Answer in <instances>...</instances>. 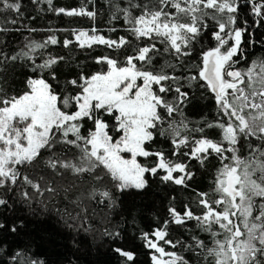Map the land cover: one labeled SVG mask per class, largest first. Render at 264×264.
<instances>
[{
    "label": "snow or ice",
    "instance_id": "obj_1",
    "mask_svg": "<svg viewBox=\"0 0 264 264\" xmlns=\"http://www.w3.org/2000/svg\"><path fill=\"white\" fill-rule=\"evenodd\" d=\"M30 2L93 24L45 29L37 40L23 0H0V264H49L21 241L31 236L30 217L49 212L46 195L63 192L73 210L57 208L60 222L90 232L98 207L107 220L120 195L143 192L152 178L191 188L194 199L170 205L150 230L133 218L131 235L150 264H264V58L246 55L264 45L256 38L264 0H104L106 30L96 26V0L78 8ZM21 31L23 44H10ZM206 36L214 46L205 47ZM96 48L104 51L91 56ZM197 90L214 101L212 119L186 114ZM213 160L207 190L192 188V162L205 169ZM83 184L87 194L70 199ZM103 235L120 244L110 249L116 264H137V252L121 243L122 224L106 223Z\"/></svg>",
    "mask_w": 264,
    "mask_h": 264
},
{
    "label": "trees",
    "instance_id": "obj_2",
    "mask_svg": "<svg viewBox=\"0 0 264 264\" xmlns=\"http://www.w3.org/2000/svg\"><path fill=\"white\" fill-rule=\"evenodd\" d=\"M99 8V16L96 20V26L101 29H107L109 11L104 0H96ZM81 5V0H53V6L56 8H78ZM25 15L35 17V19L26 20L29 26L39 29L32 36L41 40L49 33L43 31L45 29H67L74 28H90L93 24L87 17H68L64 15H56L48 10L47 4L35 5L30 0H23ZM42 9V10H41ZM257 39H264V27L257 29ZM63 39L64 36L70 35V31H57L55 33ZM112 36L124 35V32L110 33ZM26 32L13 34L9 37V43H14L16 47H20L24 42ZM205 47H212L215 42L206 36L204 40ZM54 53L59 52L64 54L66 50L59 46H53ZM104 51L103 48H96L90 53L91 56H96ZM76 55L84 58V53L77 50ZM248 60H256L264 58V45L256 44L246 48ZM88 63H91L89 60ZM246 66L244 62L242 65ZM19 72V69L17 70ZM23 76H19V80H23ZM215 105L210 94L206 90H197L192 96L186 114L193 121H199L203 117L212 119L215 116ZM214 134V130L212 132ZM161 146H167L163 142ZM193 170L197 172L196 177L191 181L192 188L199 190H207L209 182L215 170L216 161L213 160L205 169H200L195 161L192 162ZM91 186L83 184L73 190L70 199H75L81 193L87 194ZM63 192L57 197H46L44 202L48 205L49 212L41 213L39 216L30 217L32 224L30 225L31 236L21 238L24 244L31 243L32 250L35 251L37 246L44 252L45 258L49 264H116L119 259L111 252V247L120 246L113 245L109 239L103 235V227L107 223L110 228H115L122 224V230L125 233L122 245L129 249H134L137 252V264H150L147 250L143 247L141 241L135 239L132 235V220L135 218L136 224L144 230H150L157 223L168 219L167 209L170 205H175L177 209H181L184 204L189 203L194 199L193 192L190 189H185L174 184H163L158 179L152 178L149 181V187L143 192L130 191L125 192L119 197L120 206L114 213L108 215L105 220V211H101L98 207L96 214H92L93 221H98L95 227L90 232H76L67 229L60 222L59 214L56 209L59 208L61 213L67 208L69 212L73 210V206L67 200H63ZM37 211H39V207ZM18 214H27V206L17 203ZM127 221V223H124ZM195 222H190L193 231ZM174 234L177 231H184L173 226ZM185 235H191L190 232H185ZM200 235H204L200 233ZM13 242V238L9 237V243Z\"/></svg>",
    "mask_w": 264,
    "mask_h": 264
}]
</instances>
